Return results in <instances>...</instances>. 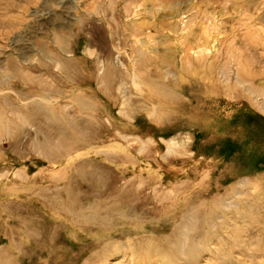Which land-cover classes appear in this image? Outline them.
Returning <instances> with one entry per match:
<instances>
[{"label":"rangeland","instance_id":"374dc122","mask_svg":"<svg viewBox=\"0 0 264 264\" xmlns=\"http://www.w3.org/2000/svg\"><path fill=\"white\" fill-rule=\"evenodd\" d=\"M252 54L264 0H0V262L264 264Z\"/></svg>","mask_w":264,"mask_h":264},{"label":"bare ground","instance_id":"6f19581e","mask_svg":"<svg viewBox=\"0 0 264 264\" xmlns=\"http://www.w3.org/2000/svg\"><path fill=\"white\" fill-rule=\"evenodd\" d=\"M260 4H261V3H260ZM253 25H254V24H253ZM262 31H263V30H260V32H262ZM207 43H208V42H207ZM150 47H151V46H150ZM150 47H149V48H150ZM152 47H153V46H152ZM198 49H199V48H198ZM235 52H236V53H235V54H236V57L239 56L240 61H243L242 58H241V53L239 52V50L236 49ZM254 53H255V52H254ZM202 54H203V53H202ZM242 55H243V54H242ZM252 55H253V54H252ZM252 55H251V58L249 59V60H251V62L254 61V60H255V61H258V60H259L260 56H259V58H257V57H255L256 55H255V56H254V55L252 56ZM205 57H206L205 54H203V55H200L199 58H198V56H197L198 59H194V60H196V61H201V60L205 59ZM261 57H262V56H261ZM192 58H193V57H192ZM194 58H195V56H194ZM248 58H249V57H248ZM263 59H264V58H263ZM259 61H260L261 64H264V60H259ZM22 79H23V78H22ZM154 87H157V85L155 84ZM164 87H165V86H164ZM165 89H166V88H165ZM49 94H50V93H49ZM30 96H31V94H30ZM263 97H264V96H263ZM38 102H39V101H38ZM40 102H41V101H40ZM42 102H43V101H42ZM44 102H45V101H44ZM1 109H2V108H1ZM1 109H0V110H1ZM2 113H3V112H2ZM2 113H0V129H1V130H4V131L6 132V131H9V128H10L9 126H10V124H12V122H11L10 120H8V119H7V116L5 117ZM6 113H7V112H6ZM10 113H13V112H10ZM4 114H5V113H4ZM5 115H6V114H5ZM14 115H15V114H14ZM22 121H23L25 124L28 125V122H29V121L24 120V119H23ZM52 122H53V121H52ZM29 123H30V122H29ZM34 130H35V129H34ZM11 132H12V131H11ZM50 141H51V140H50ZM83 176H84L83 178H89V179H92L93 177H94V178L98 177V176H95V175H93V174H89V175H87V176H86V175H83ZM111 192H112V191H111ZM96 193H97L96 195H97L98 197H100V196H104V195L101 193V191H100V192H96ZM115 193H116L117 195H120V194H121V191H120L119 189L117 190V188H116L114 194H115ZM101 194H102V195H101ZM106 194H107V193H106ZM106 194H105V195H106ZM116 194H115V195H116ZM78 196L83 197V196H84V192H83L82 190H78ZM129 196H130V195H129ZM126 197H127V196H126ZM218 201H219V202H218ZM218 201H216V203L218 202L217 205H219V203H220V205L223 206V204L221 203L223 200H219V199H218ZM213 204H214V202H213ZM220 205H219V206H220ZM211 206H212V205H211ZM230 207H231V206H230ZM186 208H187V207H186ZM228 208H229V207H228ZM222 211H223V210L220 209V207H218V206L215 207L214 209L212 208V210L210 211V213H208V217L210 218V216H211V217H213V219H214V217H215V218H217V217H218V218H219V217L221 218L220 215H221ZM207 212H208V211H207ZM224 212H225V211H224ZM224 214H226V213H224ZM224 214H223V215H224ZM226 216H227V215H226ZM205 217H206V216H205ZM218 218H217V219H218ZM220 218H219V219H220ZM210 220H211V219H210ZM89 222H90V221H89ZM93 222H94V221H93ZM212 222H213V220H212ZM214 222H215V221H214ZM214 222H213L212 224H214ZM94 223H95V222H94ZM215 223H216V222H215ZM106 224H107V223H106ZM216 226H217L218 229H220V228H221V229L224 228V227H223L224 225H222V224H221V225H216ZM216 226H214V227H216ZM212 227H213V226H212ZM98 228H99V227H98ZM201 228H202V227H201ZM202 229H203V228H202ZM221 229H220V230H221ZM125 232H126V231H125ZM127 233H128V232H127ZM127 233H126V234H127ZM123 234H124V233H123ZM124 235H125V234H124ZM181 238H182V237H181ZM181 238H180V239H181ZM204 240H206V239H204ZM229 241H230V240H229ZM222 242H223V241H222ZM182 244H183V243H182ZM186 244H187V243H186ZM179 245H180V244H179ZM142 246H143V245H142ZM182 246H183V245H182ZM139 247H140V245H139ZM185 247H186V246H184V248H185ZM177 248H178V247H176V249L173 250V251L171 252L172 254H171V256H170L169 258H166V259L164 258L165 261L168 262L169 264H179L180 256H181V255H184V254L186 253V252H183V251H184V248H182V247H181V249H177ZM190 249H191V248H190ZM232 249H233V248H232ZM201 250H202V249H201ZM136 251H138V250H136ZM136 251H135V252L133 251V255H132V257H130V260H129L131 263H134V264H135V262L137 261V258H138V257H137V253L139 254V252L136 253ZM197 251H198V250H197ZM188 252L190 253V250H188ZM193 252H194V251H193ZM193 254H194V253H193ZM141 255H142V254H141ZM185 256H186V255H185ZM140 258H141V257H140ZM190 259H191V258H190ZM192 260H193V258H192ZM0 264H4V262L1 261ZM136 264H137V263H136ZM139 264H140V263H139ZM183 264H185V263H183ZM186 264H187V263H186Z\"/></svg>","mask_w":264,"mask_h":264}]
</instances>
